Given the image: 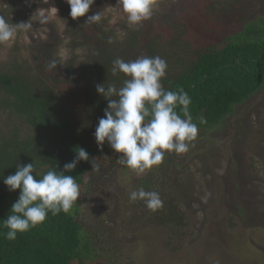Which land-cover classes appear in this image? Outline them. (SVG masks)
Segmentation results:
<instances>
[{"label": "trees", "instance_id": "1", "mask_svg": "<svg viewBox=\"0 0 264 264\" xmlns=\"http://www.w3.org/2000/svg\"><path fill=\"white\" fill-rule=\"evenodd\" d=\"M169 1L170 9L153 11L150 19L136 27L127 20L110 24L106 11H121L117 0H94L89 12L75 20L65 0L40 1L38 6L56 9L63 23L61 32L55 20L46 19L43 36L29 33L24 46L13 43L7 59L0 61V223L19 197V189L10 192L3 183L17 164L32 162L35 178H41L50 167L63 170L78 147L89 155L88 161H79L73 171L65 172L80 188L73 208L68 213H48L43 223L18 233L13 241L0 235V264H106L108 256L101 259L97 254L80 215L87 192L97 197L107 190L101 182L104 178L119 169L129 170L118 162L121 154L107 141L98 149L93 135L108 102L96 92V85L119 88L125 79L111 73L116 58L132 61L159 56L166 61L163 87L182 88L191 99L189 112L198 135L189 148L223 126L238 105L264 88V0ZM14 3L9 1L0 16L11 15ZM95 12L101 13V22L84 24ZM7 21L22 22L18 14ZM53 59L59 65L50 71L47 65ZM201 116L206 123H200ZM251 132L256 143L264 144V117L257 118ZM166 155L138 180L144 190L159 193L162 207L152 211L138 200L131 208L136 212L133 216L143 209L145 219L164 232L163 248L174 253L189 235V215L176 202L183 188L177 173L163 172ZM91 163L99 170H92ZM190 182L187 178L183 185ZM108 191L112 193L109 185ZM6 231L0 228V233Z\"/></svg>", "mask_w": 264, "mask_h": 264}, {"label": "rangeland", "instance_id": "2", "mask_svg": "<svg viewBox=\"0 0 264 264\" xmlns=\"http://www.w3.org/2000/svg\"><path fill=\"white\" fill-rule=\"evenodd\" d=\"M9 1L0 0V11ZM40 1L49 0H15L11 15L5 19L18 14L20 21L27 18L32 27L0 44V61L7 59L13 43L24 46L29 33L43 36L45 22H40L41 17L55 20L61 32L63 23L56 9L38 6ZM165 8H171L169 0H156L155 12ZM105 16L111 25L126 20L121 11L113 9H108ZM258 117H264V88L238 105L223 126L206 138L200 137L186 153L166 152L163 172L177 173L183 188L176 202L189 215V235L174 253L163 248L164 232L145 219L143 209L132 215L136 212L131 205L138 201L130 202L129 194L142 188L138 180L146 172L119 169L101 181L106 191L97 197L87 192L80 221L91 234L101 259L108 256L106 264H264V144L251 138ZM174 163L185 164L184 173L182 165ZM185 173L188 175L183 178ZM187 178L191 182L183 185ZM231 216L233 224L229 225Z\"/></svg>", "mask_w": 264, "mask_h": 264}, {"label": "clouds", "instance_id": "3", "mask_svg": "<svg viewBox=\"0 0 264 264\" xmlns=\"http://www.w3.org/2000/svg\"><path fill=\"white\" fill-rule=\"evenodd\" d=\"M65 2L70 6L69 16L75 20L89 12L94 0ZM117 3L133 27L150 19L156 6V0H117ZM45 20L46 17L40 18V22ZM101 20V13L95 12L87 16L84 24ZM31 27L29 22L9 23L0 16V44L10 42L19 31H27ZM57 65V60L53 59L47 68L55 70ZM166 69V61L159 56H141L132 61L116 58L112 62L111 73L125 77L122 86L96 85V92L108 101L93 133L97 147L102 149L107 141L115 153L121 154L118 162L137 174L161 164L166 152L186 153L189 142L198 135V126L189 112L191 99L188 93L182 88L166 90L161 83ZM199 119L201 124L206 123L204 117ZM88 160L87 151L78 147L74 159L64 164L63 170L50 167L41 178H35L32 162L17 164L15 173L3 178L8 191L19 189V197L11 205V214L0 223V228L7 229L0 235L13 241L18 233H25L43 223L48 213H68L80 196V188L76 179L65 175V172L73 171L79 161ZM92 170L98 171L99 166L92 164ZM138 200L152 211L163 205L158 192L143 188L129 194L130 202Z\"/></svg>", "mask_w": 264, "mask_h": 264}]
</instances>
